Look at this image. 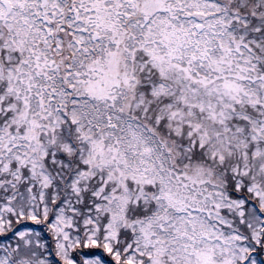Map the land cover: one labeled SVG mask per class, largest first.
<instances>
[{"label": "snow or ice", "instance_id": "1", "mask_svg": "<svg viewBox=\"0 0 264 264\" xmlns=\"http://www.w3.org/2000/svg\"><path fill=\"white\" fill-rule=\"evenodd\" d=\"M0 264H264V0H0Z\"/></svg>", "mask_w": 264, "mask_h": 264}]
</instances>
